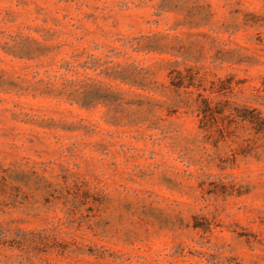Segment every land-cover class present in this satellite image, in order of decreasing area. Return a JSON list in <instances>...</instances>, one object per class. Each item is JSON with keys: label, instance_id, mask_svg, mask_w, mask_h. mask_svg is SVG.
<instances>
[{"label": "rangeland", "instance_id": "rangeland-1", "mask_svg": "<svg viewBox=\"0 0 264 264\" xmlns=\"http://www.w3.org/2000/svg\"><path fill=\"white\" fill-rule=\"evenodd\" d=\"M0 264H264V0H0Z\"/></svg>", "mask_w": 264, "mask_h": 264}, {"label": "trees", "instance_id": "trees-1", "mask_svg": "<svg viewBox=\"0 0 264 264\" xmlns=\"http://www.w3.org/2000/svg\"><path fill=\"white\" fill-rule=\"evenodd\" d=\"M180 85H182V84H179V83H178V84H174L175 87H180ZM249 121H250L251 123L257 124L256 122H254V121H252V120H249Z\"/></svg>", "mask_w": 264, "mask_h": 264}]
</instances>
